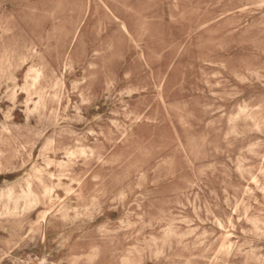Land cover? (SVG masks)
I'll return each instance as SVG.
<instances>
[{"label":"rangeland","instance_id":"1","mask_svg":"<svg viewBox=\"0 0 264 264\" xmlns=\"http://www.w3.org/2000/svg\"><path fill=\"white\" fill-rule=\"evenodd\" d=\"M0 264H264V0H0Z\"/></svg>","mask_w":264,"mask_h":264}]
</instances>
